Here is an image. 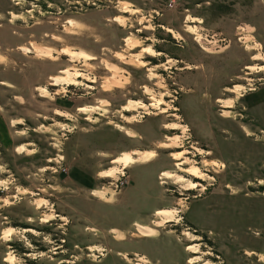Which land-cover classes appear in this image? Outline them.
Instances as JSON below:
<instances>
[{
  "label": "rangeland",
  "instance_id": "374dc122",
  "mask_svg": "<svg viewBox=\"0 0 264 264\" xmlns=\"http://www.w3.org/2000/svg\"><path fill=\"white\" fill-rule=\"evenodd\" d=\"M0 264H264V0H0Z\"/></svg>",
  "mask_w": 264,
  "mask_h": 264
},
{
  "label": "bare ground",
  "instance_id": "6f19581e",
  "mask_svg": "<svg viewBox=\"0 0 264 264\" xmlns=\"http://www.w3.org/2000/svg\"><path fill=\"white\" fill-rule=\"evenodd\" d=\"M146 52H148V53H150V50H146ZM151 54H152V52H151ZM66 71V70H65ZM71 73V72H70ZM77 76L79 75V74H76ZM59 78V77H58ZM57 77H55L54 78V80L55 81H60L59 79H58ZM61 79V78H60ZM163 102V101H162ZM85 108V107H84ZM86 109V108H85ZM126 110H129L130 108H128V105L126 106V108H125ZM88 110V109H87ZM176 128H178V126H172V129H176ZM172 139H174L175 141H176V139H177V137H175V138H172ZM21 149V148H20ZM177 154V153H176ZM175 154V155H176ZM183 154V153H182ZM134 155H136L137 157V160H150V159H153L154 157H155V152H153V151H138V152H135L134 153ZM175 158H179L180 157V155H177V156H174ZM136 158H134L133 156H132V154L130 155H128V154H125V155H121V156H118V157H116L112 162L113 163H116V164H125V165H128V164H133V163H135V161H137L136 160ZM176 159V160H177ZM116 169L117 168H113V169H109V170H106L105 172H104V174H103V176H105V177H108V176H111L112 174H113V172H115L116 171ZM189 174H191V175H194V176H196V177H201V173H200V171H199V169L197 168V167H194V168H192V169H190V170H188L187 171ZM163 175L164 176H166V177H172L173 175L171 174V173H169V172H163ZM173 178V177H172ZM179 178H181V176H179ZM190 186H192V187H190V190L193 188V189H195L197 186H194V184L192 183V184H190ZM97 193H100V191L98 192L97 191ZM157 213L158 214H160V215H164V216H166V217H168V218H170L171 220H172V217H173V215H172V213H171V211L170 210H168V209H160V210H158L157 211ZM48 218V217H47ZM145 229V228H144ZM147 229H145V231H146ZM148 231H150V229L149 230H147V233H148ZM151 231H153L152 229H151ZM149 234V233H148ZM191 251H193V252H197L198 251V249L196 248V247H194L193 245H191V246H189L188 247ZM13 261V260H12ZM191 262V261H190Z\"/></svg>",
  "mask_w": 264,
  "mask_h": 264
}]
</instances>
